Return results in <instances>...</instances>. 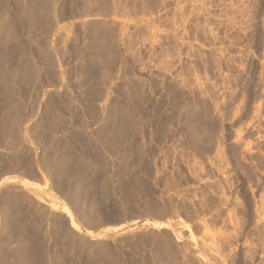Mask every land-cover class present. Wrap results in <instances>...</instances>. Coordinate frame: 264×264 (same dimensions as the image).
Wrapping results in <instances>:
<instances>
[{"label": "rangeland", "instance_id": "1", "mask_svg": "<svg viewBox=\"0 0 264 264\" xmlns=\"http://www.w3.org/2000/svg\"><path fill=\"white\" fill-rule=\"evenodd\" d=\"M22 65L35 72L24 78ZM0 77V119L10 96L20 126L17 138L0 136L10 168L0 179L37 169L42 148L31 126L40 117L55 128L47 145L67 149L60 154L74 166L92 163L86 177L66 172L71 187L84 179L99 214L93 227L83 220L88 203L74 206L82 228L66 226L75 247L105 242L121 264L138 257L153 264L160 244L177 264H264V0H0ZM89 85L96 91H85ZM39 173L28 179L45 184V195L30 189L60 203L64 192H53ZM6 181L0 189L33 201L12 216L31 228L21 227L30 249L37 222L46 228L64 213L16 179ZM4 219L0 211V243ZM8 234L0 256L9 257L0 264L11 263L18 245L17 233ZM45 239L47 262L34 264H90L78 256L69 263L59 256L67 244Z\"/></svg>", "mask_w": 264, "mask_h": 264}, {"label": "bare ground", "instance_id": "2", "mask_svg": "<svg viewBox=\"0 0 264 264\" xmlns=\"http://www.w3.org/2000/svg\"><path fill=\"white\" fill-rule=\"evenodd\" d=\"M62 14V13H61ZM65 20H67V18L65 19ZM47 23H48V21H47ZM46 25V24H45ZM21 46H18V47H20L19 48V51L20 52H22V53H24L25 52V49H24V44H20ZM22 45H23V48H22ZM36 50V49H35ZM37 51H39L40 52V50H36V53H37ZM37 55H39V54H37ZM41 56H43V55H40V57ZM34 57V56H33ZM44 57V56H43ZM45 57H47V56H45ZM48 58V57H47ZM46 58V59H47ZM53 59V58H52ZM49 62V59H47L46 60V63H48ZM52 62V61H51ZM23 64V63H22ZM45 64V63H44ZM49 64V63H48ZM52 65V64H51ZM35 66V65H34ZM20 69H21V71H19V73H20V75L21 74H23V75H21V76H23L24 78L28 75H30L31 76V74H32V72H35V71H32V67L31 66H26V65H22V67L20 66ZM33 70H34V68H33ZM18 72V71H17ZM85 74H87V73H85ZM34 75V74H33ZM33 75H32V77H33ZM29 76V77H30ZM87 76V75H86ZM28 77V78H29ZM1 78V77H0ZM21 78V77H20ZM89 78V77H88ZM87 78V79H88ZM23 79V78H22ZM2 80V79H1ZM25 80V79H24ZM84 81V80H83ZM26 82V81H25ZM88 85V84H87ZM86 89V90H85ZM85 91H92V89H94V88H92L90 85L89 86H86L85 87ZM95 90V89H94ZM5 91V90H4ZM96 91V90H95ZM5 93V92H4ZM11 93V92H10ZM85 93V92H84ZM88 93V92H87ZM90 93V92H89ZM89 93L88 94H86L87 96L89 95ZM92 94V92L90 93V95ZM96 94H97V92H96ZM89 95V96H90ZM100 96V95H99ZM6 97V96H5ZM10 96L8 97V99L7 98H2L3 99V102H4V104H2V106L4 107V110H5V112H4V115H3V118H2V120L0 121L1 123V126H0V136H2V134H4L5 135V133H7L8 134V136H11L12 135V137H14V139L15 138H17L16 136L18 135L17 134V132H16V128H18V127H20V126H18V123H19V115L18 116H15V114L17 113V109H18V107H17V105H16V103H15V101L17 100H15L14 99V101H11L10 99ZM4 99H5V101H4ZM7 99V100H6ZM12 99V98H11ZM91 100V99H90ZM93 100V99H92ZM17 102V101H16ZM63 102V101H62ZM1 103V102H0ZM55 105H56V102L54 103ZM63 105V104H62ZM21 106V105H20ZM1 107V106H0ZM64 107V106H63ZM53 109V108H52ZM130 110V109H129ZM128 110V111H129ZM54 111V110H53ZM127 111V110H126ZM3 112V111H2ZM50 112V111H49ZM129 114V113H128ZM54 115V114H53ZM23 117V115H20V119ZM61 116V115H60ZM65 119V118H64ZM132 119V118H131ZM39 120V119H38ZM37 120V127L34 125L33 127L31 126V129H32V131H31V129H30V131L32 132L31 134H33V140L34 141H37L36 143L39 145V147H41L42 148V151H41V153H40V155L38 156V158H37V160H36V166H37V169L35 168V170H34V168H30V170L27 172L28 174H26V175H29L28 176V178L29 177H31V176H35L36 177V175H35V173H36V171L37 172H39L40 171V173H41V176H43V178L44 177H47L48 178V180L50 181V183L52 184V188H53V192H58V193H60L59 191H63L64 193H62V194H64V195H62V197H59L58 199L61 201L60 203H58L57 204V202H54L53 201V199L54 198H52L51 199V197L49 198V197H44L43 195H40V193H41V191H42V193L44 194L45 193V191L47 190V189H45L44 187H45V184L44 185H39L40 183H36V182H33V181H31V180H29L28 178H26V177H21V178H18V177H4V178H1L0 179V183L1 184H3V183H7V179H16L19 183H21V184H23V186H26V187H28L29 189L30 188H34V187H37V188H40V190H38L39 191V193H37L35 190H32V189H28V188H26V190L28 191H32V192H34L35 193V195L34 196H38L41 200L43 199H45L46 201L45 202H48L49 204H51V205H53V206H56V207H58L61 211H63V213H64V218L63 219H57V220H59L58 222H57V220L55 219V220H51V222H50V224H49V226L48 227H46V228H44V226L43 225H41V222L39 221V222H37L38 223V225H36L37 227H36V229H35V227H34V231H36L34 234V237L31 235V237H33V238H35V239H37L36 240V242H34L33 240H31V241H33V243L32 242H30V241H28L29 243H30V245L31 244H34L35 243V245L37 246V248H35L34 246L32 247L31 246V248L29 249V247H27L26 246V243H27V239H29V237L27 238V236H30L29 234L32 232L30 229V227L27 225V223H20V221L18 222V221H16L13 217V214L18 210V211H20V210H22V208H21V206L23 205L22 203V201H28L29 200V202L31 201L30 200V198H31V196L30 195H27V196H29V198L27 199V197L25 196V194H22L21 193V190H20V193H15V192H11V191H9V190H5V188H4V190H3V188L2 189H0V206L1 205H3L4 207H0L1 209H0V211H1V214L4 216V220H5V222H4V225H3V227L7 230L5 233H7V234H3L2 236H1V241H2V243H3V241H5L4 243H6V242H8V241H10L12 238L10 237V234H8V233H13V232H15V234L16 235H18L17 237H18V239H17V237H16V241H14V243L16 242V243H18V245H17V247L15 248L14 247V245H12L14 248V250H10L9 251V253H10V256H11V258H12V261H11V263L10 264H34V263H36L35 261H36V258L37 257H41V258H43V261H44V257H42L43 255H45L44 253V250L46 249V247H45V249H44V245L43 244H45V243H43V242H45L44 240H46L45 238L46 237H49V238H52V241H53V243L54 244H58L59 242H60V245L61 246H66V244H67V246L68 247H64L65 248V251H64V249H63V251L61 250L60 252L59 251H57V252H59L61 255H59L60 257H62V258H64V259H66V260H69L68 262L70 263V262H73L74 260L72 259V257L74 258V257H76V256H78L79 258H81L82 259V261L83 262H87V260H89L88 261V263H90V264H121V260H122V258H121V254L119 253V252H115L114 251V249H113V251H112V249H110V248H112V247H106L105 245H107V243L105 244V242H104V244H102V243H95V242H86V243H84V244H86L85 245V247L84 246H79V245H76V247L72 244V235H71V233H70V230L71 229H68L67 228V224H68V226L70 227V228H75L76 229V227H77V229L79 228H82V227H80V224H81V222L78 220V216H77V209H75L74 208V206L76 205V204H78V202L81 200L85 205H86V203H88V206L86 207L84 204V206H85V208H86V211H87V213H85V212H83L82 211V209L81 210H79V213L82 211L83 213H84V215H83V213H82V215L83 216H85L86 215V217L83 219V220H85L87 223L86 224H88V225H92L93 227H94V225L96 224V222H98L99 223V214L97 215L96 213H92V210H93V202H92V200H91V191L89 190V189H86V190H83L82 188L83 187H81V185L84 183V179L82 178V179H79V181H78V185H75L73 188L70 186V185H72L71 184V181H70V185H68L67 184V182H68V177H66V172H68V174L70 173V171L72 170L73 171V173L75 174V175H79V177L81 178V176H84L83 174L85 173L84 171L86 170L87 171V169H89L90 168V166L92 165V163H87V160L86 161H82L81 163H79V164H75L76 166H74V164H70L68 161H67V158L65 157V156H62L61 154H60V151H61V149L59 150V149H55V148H61L60 147V145L58 146L57 144H56V142H54V141H52V144H50V145H47L45 142H50L49 140H50V138H48V136H49V134L52 132V131H55V128H53V126H47V125H45L44 124V122L42 123L41 122V117H40V120L38 121ZM129 120V119H128ZM43 121H45V120H43ZM46 122V121H45ZM116 124V123H115ZM49 125H51V124H49ZM124 125V124H123ZM36 127V128H35ZM63 128V127H62ZM112 128V127H111ZM20 130V129H19ZM123 130V129H122ZM117 131H118V129H117ZM112 132H114V131H112ZM116 132V131H115ZM119 133L120 132H122V131H118ZM108 133V132H107ZM124 133V132H123ZM118 134V133H117ZM106 135V134H105ZM3 137V136H2ZM53 137V136H52ZM20 138V137H19ZM61 138V137H60ZM63 138V137H62ZM120 138V137H119ZM61 140V139H60ZM3 143V142H2ZM11 144H13V143H11ZM16 147H14V149L15 148H20L19 146V144L18 143H16ZM19 145V146H18ZM62 145V144H61ZM2 146V145H1ZM7 146H8V144H7ZM13 146L14 145H12V149H13ZM68 146V145H67ZM62 147H64L63 145H62ZM10 148V149H11ZM69 148V147H68ZM129 149V148H128ZM62 150H63V148H62ZM69 150H70V148H69ZM17 151V150H16ZM23 151V150H22ZM66 151V152H65ZM65 151H61V153H63V154H65V153H67V149H65ZM91 151V150H90ZM126 151V150H125ZM14 152H15V150H14ZM65 152V153H64ZM69 152V151H68ZM16 153V152H15ZM101 153V152H100ZM140 153V152H139ZM2 154V153H1ZM61 156H60V155ZM68 154V153H67ZM70 154V153H69ZM106 154V153H105ZM136 154V153H135ZM141 154V153H140ZM12 155V154H11ZM15 155V154H14ZM52 155V156H51ZM133 155V154H132ZM84 156V155H83ZM118 156V155H117ZM124 156V155H123ZM122 156V157H123ZM130 156V155H129ZM2 157V155H0V163L2 162V160H4L3 159V157ZM8 157V156H7ZM21 157V156H20ZM69 157V156H68ZM125 157V156H124ZM127 157V156H126ZM12 158V157H11ZM10 158V159H11ZM31 158H33V157H31ZM66 158V159H65ZM77 158V157H76ZM128 159H129V157H127ZM127 158H121V162H119V163H122V165H127V163H128V159ZM122 159H124V161L122 160ZM6 160V159H5ZM69 160V159H68ZM82 160V159H81ZM119 160V159H118ZM125 160H127V161H125ZM9 161V160H8ZM20 161V160H19ZM23 161V160H22ZM16 162V161H15ZM26 162V161H25ZM65 162H66V166H65ZM68 162V163H67ZM76 162V161H75ZM89 162V161H88ZM95 162V161H94ZM93 162V163H94ZM72 163V162H71ZM118 163V164H119ZM28 164H33V163H28ZM95 164V163H94ZM102 164V163H101ZM106 164V163H105ZM3 162L0 164V172L1 171H9V167L7 166V165H9V164H7V165H3ZM13 165V164H12ZM11 165V166H12ZM35 165V164H34ZM29 166V165H28ZM60 166H63V168H60ZM65 166V167H64ZM72 166V167H71ZM95 166V165H94ZM96 166H98V165H96ZM95 166V167H96ZM124 166H122V167H124ZM128 166V165H127ZM14 167V166H13ZM93 166H91V168H92ZM100 166H98V168H99ZM126 167V166H125ZM23 168V167H22ZM90 168V170L93 172V170ZM97 168V169H98ZM128 168V167H127ZM127 168H125V169H127ZM27 170H28V168H27ZM90 170H89V173H90ZM99 170V169H98ZM101 170H102V168H101ZM22 171H23V169H22ZM96 171V170H95ZM103 171V170H102ZM131 171V170H130ZM13 172V171H12ZM88 172V171H87ZM14 173V172H13ZM23 173V172H22ZM39 173V174H40ZM88 173V174H89ZM11 174V173H10ZM4 175V174H3ZM7 175V174H6ZM25 175V173H24V176H26ZM68 176V175H67ZM90 176H91V174H90ZM84 177H86V175L84 176ZM88 177H89V175H88ZM37 178V177H36ZM31 179V178H30ZM34 179V178H33ZM38 179V178H37ZM78 179V178H77ZM88 179V178H87ZM90 179V178H89ZM89 179H88V181H89ZM92 179V178H91ZM40 180V179H39ZM43 180V179H42ZM73 180H75V179H73ZM16 181V182H17ZM95 181V180H94ZM45 182H47V180H45ZM85 182H86V185L84 186V189H85V187H88V182L85 180ZM101 182V181H100ZM74 183V182H73ZM102 183V182H101ZM138 183V182H137ZM85 184V183H84ZM90 185V184H89ZM92 185V184H91ZM102 185V184H101ZM104 185V184H103ZM0 186H2V185H0ZM43 187V188H42ZM81 187V188H80ZM92 188V187H91ZM23 189V188H22ZM25 189V188H24ZM35 189V188H34ZM80 189H82L83 191H80ZM3 190V191H2ZM12 190V189H11ZM89 190V191H88ZM113 190V189H112ZM2 191V192H1ZM28 191V192H29ZM44 191V192H43ZM95 191V190H94ZM25 193V192H24ZM33 193V194H34ZM98 193V192H97ZM30 194H31V192H30ZM47 194V193H46ZM54 194V193H53ZM45 195V194H44ZM49 195V194H48ZM57 195V194H56ZM51 196L53 197V195L51 194ZM99 196V195H98ZM54 197H55V195H54ZM58 197V196H57ZM106 198V197H105ZM32 199L34 200V197L32 196ZM37 199V198H36ZM100 199V198H99ZM112 200H113V198H112ZM111 200V201H112ZM35 201V200H34ZM40 201V200H39ZM131 201V200H130ZM29 202H27V204H30ZM33 201H31V203H32ZM36 202L38 203V201L36 200ZM42 202V201H41ZM82 202H80L81 204H82ZM86 202V203H85ZM33 204V203H32ZM34 204H36L35 202H34ZM42 204V203H41ZM37 205V204H36ZM80 205V204H79ZM81 206V207H84V206ZM117 205V204H116ZM123 205V204H122ZM29 205H27V207H28ZM31 206V205H30ZM34 207H35V205H33ZM96 206V205H95ZM112 206V205H111ZM33 207V208H34ZM74 208L76 211H74V212H76V213H74L73 212V208L70 210V208ZM78 207V206H77ZM76 207V208H77ZM26 208V207H25ZM40 208V207H39ZM161 208V207H160ZM32 209V208H31ZM35 209H36V207H35ZM79 209H80V206H79ZM114 209V208H113ZM120 209V208H119ZM23 210H25L24 208H23ZM23 210L21 211V213L23 212ZM34 210V209H33ZM37 210V209H36ZM42 210V209H41ZM164 210V209H163ZM45 211V210H44ZM94 211V210H93ZM159 211V210H158ZM89 212H91L92 214H90ZM95 212H96V210H95ZM125 212V211H124ZM26 213V212H25ZM27 213H29V211L27 212ZM19 214V213H18ZM22 214H24V213H22ZM31 214V213H30ZM36 214V213H35ZM34 214V215H35ZM88 214V215H87ZM42 215V214H41ZM44 215H45V213H44ZM52 215V214H51ZM81 215V214H80ZM13 216V217H12ZM16 216V215H15ZM21 216V215H20ZM27 216V215H26ZM30 216V215H29ZM39 216V215H38ZM25 217V215L23 216V218ZM30 217H32V216H30ZM54 217V216H53ZM101 217V216H100ZM29 218V217H28ZM77 218V219H76ZM25 219V218H24ZM30 219V218H29ZM52 219V218H51ZM123 219V218H122ZM3 220V221H4ZM26 220V219H25ZM48 221H49V218L47 219ZM100 220H101V218H100ZM28 221V220H27ZM31 221V220H30ZM35 221V220H34ZM41 221H44V219L42 220V218H41ZM47 221V222H48ZM123 221V220H122ZM135 221V220H134ZM144 221V220H143ZM143 221H141V220H139V221H137L136 223L137 224H142L143 223ZM22 222V221H21ZM23 222H24V220H23ZM102 222V221H101ZM100 222V223H101ZM67 223V224H66ZM84 224V223H83ZM136 224V225H137ZM160 224H166V222L165 223H160ZM48 225V224H47ZM98 225V224H97ZM122 225V224H121ZM86 226V225H85ZM91 226V227H92ZM21 227H23V229L24 230H26V231H28V235L26 236V235H24V233L22 232V228ZM88 227H90V226H88ZM1 228V227H0ZM83 228H86V227H83ZM4 229V230H5ZM21 229V230H20ZM33 229V228H32ZM78 229V230H79ZM84 230V229H83ZM33 231V232H34ZM96 231V230H95ZM89 232V233H88ZM85 234H92V231H88V229L86 230L85 229ZM13 235V234H12ZM15 235V236H16ZM4 236V237H3ZM137 236V235H136ZM13 237V236H12ZM30 237V238H31ZM74 237V236H73ZM90 237V236H89ZM92 237V236H91ZM141 237V236H140ZM140 237H138V238H140ZM11 238V239H10ZM15 238V237H14ZM13 238V239H14ZM132 238V237H131ZM133 238H135V237H133ZM138 238L136 237L135 239H137L138 240ZM75 239V238H74ZM77 239H79V238H77ZM128 239V238H127ZM159 239V238H158ZM129 240H131V239H129ZM140 240L141 239H139V241H138V243L136 244V245H138V247L137 248H139V244H141V242H140ZM12 241V240H11ZM74 241V240H73ZM142 241H143V239H142ZM39 242L41 243V246H43V247H41L40 246V248H38V246L40 245L39 244ZM75 242L78 244V242H77V240H75ZM74 242V243H75ZM97 242V241H96ZM122 242V241H121ZM130 242V241H129ZM140 242V243H139ZM2 243H0V244H2ZM120 243V242H119ZM131 243V242H130ZM159 242H157V244H158ZM164 243V242H163ZM51 244V243H50ZM95 244H99V246L97 247V245H95ZM156 244V243H155ZM160 244V243H159ZM159 244H158V246H159ZM165 244V243H164ZM83 245V244H82ZM166 245V244H165ZM168 245V244H167ZM16 246V245H15ZM56 246V245H55ZM54 246V247H55ZM124 246V245H123ZM131 246V245H130ZM155 246V245H154ZM4 247V246H3ZM49 247V246H48ZM47 247V248H48ZM77 248V251L75 250V252H72V250L74 251V249L75 248ZM128 247V246H127ZM144 247V246H143ZM6 248V247H5ZM33 248V249H32ZM68 248V249H67ZM153 248H155L156 249V257L155 258H153L154 256H155V254L153 255V257H151L148 261H151L153 264L155 263V264H166L167 262H168V264H177V260H176V258L174 257V255L172 256V254L173 253H169L170 252V247L168 248L169 249V252H166V254H163V250H164V252L166 251V247L163 249V247H162V244H160V246H159V248H157V246H155V247H153ZM167 249V250H168ZM33 250H34V253L36 252V253H38V251H40L38 254H40V255H38V254H34L33 253ZM7 251V250H6ZM4 252V251H3ZM134 252H135V250H134ZM155 252V251H154ZM172 252V251H171ZM175 252V251H174ZM48 253V252H47ZM4 254V253H3ZM3 254H1L2 256H3ZM8 254V253H7ZM49 255H50V253H49ZM52 255H54V254H52ZM55 255L56 256H58L57 255V253H55ZM6 256V255H5ZM138 256V255H137ZM164 256H165V261H167L166 263H164ZM1 257V256H0ZM9 257V256H8ZM8 257H5V258H8ZM45 257H47V256H45ZM2 258V257H1ZM4 258V257H3ZM2 258V259H3ZM4 258V259H5ZM136 258V257H135ZM139 258V257H138ZM138 258H136L137 260H138ZM49 260V259H48ZM53 260V259H52ZM137 260H135L134 259V261L132 260V262H133V264H138V262H137ZM6 261V260H5ZM45 261H46V258H45ZM44 261V262H45ZM38 262V261H37ZM47 262V261H46ZM53 262V261H52ZM51 263V262H50ZM56 263V262H55ZM65 263V262H64ZM39 264V263H38ZM52 264V263H51ZM71 264V263H70Z\"/></svg>", "mask_w": 264, "mask_h": 264}]
</instances>
